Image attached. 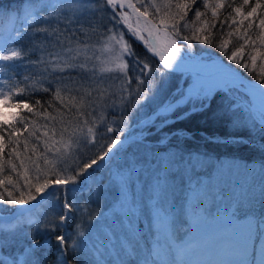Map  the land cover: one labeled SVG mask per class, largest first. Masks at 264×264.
Wrapping results in <instances>:
<instances>
[{"label": "snow or ice", "instance_id": "snow-or-ice-1", "mask_svg": "<svg viewBox=\"0 0 264 264\" xmlns=\"http://www.w3.org/2000/svg\"><path fill=\"white\" fill-rule=\"evenodd\" d=\"M105 7L132 9L137 16V28L133 30L129 24V30L144 40L148 52L159 57L162 67H152L146 58H140L133 51L124 39V33H118L115 26L109 28L102 23L101 13ZM202 7L203 11L200 0H160L159 3L157 0H147V3L137 0L136 4L132 0H30L19 17L23 27L11 28L10 34L0 42V62H3L0 63V172L4 171L7 138L11 149L7 152V163L18 177L12 188L0 179L3 189L0 205L18 209L11 220L0 224L3 230L0 248L8 246L9 234L15 236L26 226L36 224L43 232L59 230L60 234L54 236L60 253L57 264H71L68 254L73 248L79 252L83 241L73 238L71 243L68 242L69 237L63 231L65 222L73 211L82 213L85 222L95 219L87 202L80 205L76 201L81 183L95 182L92 179L95 170L105 161L111 162L113 153L118 152L119 146L126 141L128 121L138 113L137 106L143 107V102L155 98L168 70L179 72L184 65L197 62L192 55L194 41L208 47L215 45L224 51L228 61L249 71L248 61L237 59L238 55H243L246 46L250 49L248 55L253 65L258 57L264 58V51H261L264 48V15H257L258 9H264V0H255L254 4L243 0L236 6L234 0H202ZM150 9L154 19L159 17L156 25L147 19ZM222 11H228V15L221 20ZM209 12L210 19L207 18ZM129 18V13L122 10L114 12L112 17L115 25L127 23ZM141 18L145 21L144 29L139 27ZM245 22L247 27L241 29ZM225 25L236 27L225 32ZM253 28L258 29L255 38L250 35ZM144 30L148 39L141 35ZM225 35H236L243 41L231 50V54H228L230 40L224 39ZM14 42L19 46L6 47ZM100 50L111 55L101 60L96 54ZM155 73H159L160 81L154 79ZM255 79L257 83L250 91L252 95L264 98V71ZM210 92L199 87L186 96L182 94L180 100L168 104L157 115L171 113L194 97L206 99ZM41 93L50 99H33ZM203 108L201 104L200 110ZM104 113L111 114L112 119L109 121ZM260 113L258 123L264 131V101L260 104ZM234 122L248 124L240 119ZM252 126L255 127V123ZM22 136L23 152L19 147ZM13 156L19 160V165L12 162ZM19 179L23 180L22 187ZM116 179L120 184L121 203L127 202L130 175L117 172ZM163 188L164 185L157 181V194ZM46 203L52 205L53 218H46L41 224L37 213L43 215L41 205ZM61 209L63 214L56 220L55 214ZM156 216L160 218L159 209ZM164 227L167 230L166 224ZM77 236L84 237L85 232L79 231ZM163 247L157 239L142 257L141 264H193L182 259L195 251L191 242L177 245L167 240L169 259L162 261ZM40 248V242L33 236L30 245L24 249L23 264H39L36 252ZM236 251L238 259L215 264H250L247 244ZM126 252L135 254L130 249ZM251 255L252 264H264V246L254 248ZM0 264L22 262L8 259Z\"/></svg>", "mask_w": 264, "mask_h": 264}, {"label": "trees", "instance_id": "trees-1", "mask_svg": "<svg viewBox=\"0 0 264 264\" xmlns=\"http://www.w3.org/2000/svg\"><path fill=\"white\" fill-rule=\"evenodd\" d=\"M136 4L137 0H133ZM30 0H0V42H3L4 37L10 34V29L13 27H23V23L19 20V17L23 14L24 8L28 5ZM147 3V0H144ZM160 0H157L159 3ZM243 0H234V6L239 5ZM251 3H255V0H250ZM139 7L140 5L137 4ZM200 7L203 11L202 0H200ZM143 11V8H141ZM149 17L157 23L159 17L155 19L151 15L152 9L149 10ZM247 11V7L243 9ZM113 11L108 7H105L104 11L101 13L103 20L102 23L109 28L115 26L117 32L124 33V36L128 40L129 44L132 46L133 51L142 59H147L152 67L160 66L158 61L151 56L144 48L132 38L129 31L120 23L115 25V21L112 19ZM228 15V11H222L219 19H224ZM257 15H264V9H258ZM211 13H208L207 18L210 19ZM191 14L189 20H191ZM239 20L240 18L237 17ZM14 21V23H13ZM259 21H256L258 25ZM219 25H217V28ZM236 25L231 28L225 25V32L233 31ZM241 29L247 27V22H245ZM258 29L253 28L250 30V35L255 38ZM187 34H191L188 32ZM219 36L220 33L217 32ZM224 39H229V53L239 44L243 43L239 40L236 35L228 37L225 35ZM19 45L15 42L6 47H18ZM264 51V48H261ZM202 52H207L206 56L209 57L210 54L220 56L227 62L236 66L245 76L251 79H255L257 75H260L264 71V58L258 57L256 64L253 65L251 59L248 55L250 49L247 46L243 49V55H238L237 59H246L249 63V70H245L236 65L233 61H228L227 55L224 51L216 47L215 45L208 47L201 45L199 42H193L192 55L196 56ZM3 63V62H0ZM131 75V73H130ZM154 79L160 81L161 77L159 73H155ZM181 76L175 72L168 71V75L163 77V83L159 85V90L156 92L154 101L152 104V99L143 102V105H148V110L153 111L159 105H161L165 98L170 100L182 92ZM256 80V79H255ZM133 88L137 85L133 83ZM237 88L231 87L230 92H225L223 90H218L214 93L210 99L209 105L201 111L189 114L183 118L176 119L174 121L166 122L160 125V122L155 123L154 127L149 130L148 136L145 140L149 139L152 142L160 141L166 135L169 138L161 144L146 143L144 140H132L129 144L120 145L119 151L113 153V157L110 158L111 162H107L102 168L95 170L93 173V181L89 182L88 186L80 189L76 194V201L78 204L83 205L86 202L88 207L93 210V215L95 219L85 222L82 213L73 211L69 219L65 222L63 226L64 234L69 237V243L72 239H77L78 241H83L80 245V251L77 252L76 248L68 254L67 259L71 264H141L142 257L146 254V251H150L157 241L158 236L156 232L155 223H152L147 212L146 201H143L139 196L142 194V190H138L135 187V180L129 182L127 185V202L121 203L122 200L121 192L119 190L118 184L113 180V177L106 172H110L109 166L116 165L121 161L127 164L130 159L136 162L137 158H134L135 150L130 148V144H138V142L143 143L142 147L144 149L149 148H167L168 146H174L176 150H180L184 145L193 146L195 148H203L204 150L210 152L214 159L222 157L223 160H232L233 158H238L241 161L251 162L253 156H258L264 158V131L259 129V135L257 137L252 133L251 124H237L234 121L239 119L238 111L242 107V102L244 99H236L237 93L234 91ZM230 93V94H229ZM49 100L50 97L46 94H39L34 96L33 99ZM196 99H193L190 103L194 104ZM247 101V100H246ZM235 105L236 107H230ZM135 113L133 117L128 121V124L137 123L144 117V114ZM146 114V113H145ZM104 115L110 121L112 115L109 113H104ZM165 117V115H160L157 120L160 121ZM255 123V122H253ZM256 124V123H255ZM160 125V126H159ZM139 127V126H138ZM255 131V130H253ZM26 135V134H25ZM23 136L21 137L20 151L23 152ZM98 146V145H97ZM11 149L8 147L7 138L5 140V155H4V171L0 172V179L5 181V186L12 188L17 184L18 177L16 172H13L9 167L7 161V152ZM93 149L92 151H95ZM30 154V153H29ZM89 155L91 152L88 153ZM13 163L19 165V160L15 159L13 156ZM255 162V161H254ZM252 162V163H254ZM43 166L42 161L40 162ZM203 163V162H202ZM200 163V165L202 164ZM250 163V164H252ZM247 164V163H246ZM200 165L198 169H200ZM206 166V165H204ZM263 167V166H258ZM140 173V171H137ZM29 175H33L32 171H29ZM264 177V173L263 176ZM11 181V183H9ZM83 184V182L81 183ZM19 186H23V180L19 179ZM3 189L0 188V191ZM181 194H184L180 190ZM18 194V193H17ZM173 202V201H172ZM171 202V203H172ZM163 204L160 202V212H166L170 210V205ZM167 205V208L164 206ZM16 206L11 205H0V211L8 212L14 209ZM43 209V215L37 213L38 222L43 223L46 218L52 219L53 208L51 203H46L41 205ZM146 209L145 212L142 210ZM264 205L259 206L255 209L254 215L250 216L249 219H243L249 222L251 233L248 238H243L239 244L233 249L226 250L225 247L219 249L220 253L227 255H232L238 258L235 253L244 244L249 247V261L252 264L253 249H258L264 246ZM204 211V210H202ZM200 211V213L202 212ZM182 217H180V222L169 229V235L167 239H163L165 245L162 248V255L160 259L163 261L164 253L167 250L166 241L171 240L173 243L179 245L181 243L187 242V224L186 221L190 217L189 212H186ZM63 214L61 209L55 214V219L58 220V216ZM192 214V213H191ZM214 214V213H213ZM213 214L207 216L208 220L213 218ZM200 216L198 213H193L192 218L196 220ZM251 219V220H250ZM5 220L0 219V224H4ZM79 225V227H77ZM158 225V224H157ZM3 230L0 229V232ZM79 231H84V237H78L77 233ZM26 233V234H25ZM60 234L59 230L54 233L43 232L37 229L36 224L31 226H26L21 233L15 236L9 234V243L7 247L0 248V261L8 259H19L22 264L24 261V249L27 248L33 236L37 241L40 242L41 248L36 252V258L39 264H57V258L60 256L58 251V245L54 239L55 235ZM194 238L192 237V240ZM192 244V243H191ZM132 250L135 254H129L126 250ZM138 252L141 256H138ZM169 259V257L167 258ZM182 259H185L182 258Z\"/></svg>", "mask_w": 264, "mask_h": 264}, {"label": "rangeland", "instance_id": "rangeland-1", "mask_svg": "<svg viewBox=\"0 0 264 264\" xmlns=\"http://www.w3.org/2000/svg\"><path fill=\"white\" fill-rule=\"evenodd\" d=\"M115 10L119 11L118 9ZM129 17V20L125 23L126 26L128 27L129 24L137 26V18L130 14ZM152 21L156 25V22ZM140 23L143 24V20H140ZM129 33L136 40L137 36L134 32L129 30ZM124 39L128 41L125 36ZM206 53H200L201 56L197 60L223 59L213 54H210L209 57L204 56ZM96 54L100 56L101 60L107 59L111 55V53L104 50H100ZM179 74L181 75L182 86L193 78L190 72ZM230 91L227 90V92ZM234 91L238 94L236 99L245 100L241 101L242 107L238 111L239 119L248 121L251 124L252 133L257 137L260 132L259 129L261 130L258 123L261 116L260 107L252 100L250 92L244 87H237ZM256 96L261 104L264 98L258 94ZM167 99L165 98L164 102ZM193 99H196L194 101L198 103L207 100V98L202 97H194ZM153 103H155L154 99H152ZM137 107L139 108V114H144V117L140 120L144 124L129 129L126 132L128 142L125 141L122 145L129 144L131 142L129 139H132L133 136H139L135 138L137 141L144 140L149 144H161L167 140L169 135L156 142L149 139L145 140L149 130L157 123L156 119L149 115L156 108L150 111L148 105L145 104L143 107L139 105ZM253 122L256 123L255 127L252 126ZM142 144L141 142L130 144V148L135 150L134 158H137L136 162L132 164L133 158L127 164L121 161L116 165L109 166L110 172H106V174L113 177V180L119 186V190L120 184L116 179L117 172L130 175L128 183L132 182L134 178L135 187L142 190L139 197L146 201L148 216L152 223H155L154 226H157L156 232L161 245L165 247L163 239L168 238L169 229L173 228L178 221L180 222V217L189 212L190 217L188 215L189 219L185 223L187 224L186 232L189 234L187 235V242L192 243L191 246L195 251L185 259L192 261L193 264H215V262L221 260L238 259L237 253L235 255L238 258L220 253L219 249L221 247H225L226 250L233 249L243 238H248L251 233L250 224L246 220L254 215L257 207L264 205V177H261L264 173V158L253 156L251 162L244 163L238 158L223 160L222 157H219L214 159L210 152L191 145H184L180 150H176L173 148L174 146L144 149ZM200 163L202 164L200 165ZM199 165L200 169H198ZM137 171H140V173ZM157 181L164 185L159 194L155 191ZM180 190L184 194H181ZM160 202L163 204L172 203L170 210L160 212V218L158 219L156 212L158 209L160 211ZM164 207L167 208V205ZM200 211L202 212L200 213ZM142 212L146 214V209ZM191 213H198L200 217L193 220ZM211 214H213V218L208 220L207 216ZM165 224L167 230H165ZM166 253L167 250L164 253L163 260L168 258ZM138 256H141L140 252H138Z\"/></svg>", "mask_w": 264, "mask_h": 264}, {"label": "bare ground", "instance_id": "bare-ground-1", "mask_svg": "<svg viewBox=\"0 0 264 264\" xmlns=\"http://www.w3.org/2000/svg\"><path fill=\"white\" fill-rule=\"evenodd\" d=\"M143 20V25H140L139 27L141 29H144L145 21ZM152 23V22H151ZM153 24V23H152ZM155 25V24H153ZM132 26V29L135 30L137 26ZM134 32V31H133ZM141 35L145 38L148 39V33L146 30L141 32ZM143 42L144 40L141 39ZM145 43V42H144ZM194 66H196V71L193 72V78L191 82L189 83V86L192 88L196 87V85H199V87H206L210 89H213L217 86H220L222 83H224L225 80H227L230 77V73L225 71V64L222 61H217L216 59L209 60L207 62H193ZM189 67V65H184L181 70L186 71V69ZM209 74L206 76L205 74ZM201 78V80H199ZM199 83V84H198ZM250 90V88H249ZM251 93V91H250ZM252 95V93H251ZM253 99L256 102V105L260 107V103L257 99L256 94L252 95Z\"/></svg>", "mask_w": 264, "mask_h": 264}, {"label": "water", "instance_id": "water-1", "mask_svg": "<svg viewBox=\"0 0 264 264\" xmlns=\"http://www.w3.org/2000/svg\"><path fill=\"white\" fill-rule=\"evenodd\" d=\"M132 2H133V1H132ZM125 8H126L128 11H130L133 15L136 16V14L132 12V9H129V8H127V7H125ZM140 42L142 43V41H140ZM145 48L147 49V46H145ZM151 54L154 56L153 53H151ZM154 57H156V58L159 60V57H158V56H154ZM214 59H215V58H214ZM216 60H218V61H223L224 64H225V68H224V70L230 73V77H229L227 80L224 81V84H227L228 86H229L230 84H243L247 89H249V88H251L252 86H255V84L257 83L256 80L250 79V78L246 77L245 75H243L242 72H241L239 69H237L235 66H233L232 64L227 63L226 61H224V60L221 59V58H216ZM186 65H190V66H191L192 69H191V70L188 69V70H190L191 72L196 71V66H194V64H190V63H189V64H186ZM211 73H212V72H210V73H208V74H205V75L208 76V75L211 74ZM199 80H201V78H200ZM198 84H199V83H198ZM197 88H199V85H196V87H194V88H192L191 86H188V87H186V89H185L183 95L186 96L188 92L193 93L194 90L197 89ZM216 89H218V88H216ZM214 91H215V89L212 90L210 93H213ZM181 98H182V95L176 97V98L173 99L171 102H169V103H167V104H165V105L159 107V108L154 112V116H156L157 113L160 112L165 106H167V105L170 104V103H175L177 100H180ZM188 112H190V110H189ZM105 162H106V161H105ZM105 162H104V163H105ZM33 203H35V202H33ZM17 210H18V209H17ZM17 210H14V211H12V212H10V213H2V212H0V218H2V219H6V220L12 219L13 215L15 214V212H16Z\"/></svg>", "mask_w": 264, "mask_h": 264}]
</instances>
